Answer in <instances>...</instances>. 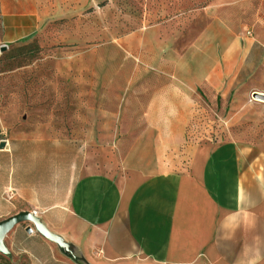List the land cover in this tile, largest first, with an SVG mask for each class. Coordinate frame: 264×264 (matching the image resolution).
Listing matches in <instances>:
<instances>
[{"label":"rangeland","instance_id":"374dc122","mask_svg":"<svg viewBox=\"0 0 264 264\" xmlns=\"http://www.w3.org/2000/svg\"><path fill=\"white\" fill-rule=\"evenodd\" d=\"M253 2L16 0L8 30L0 6V137L73 144L81 165L134 176L182 171L196 147H264V56L224 59Z\"/></svg>","mask_w":264,"mask_h":264},{"label":"crops","instance_id":"0c3cea01","mask_svg":"<svg viewBox=\"0 0 264 264\" xmlns=\"http://www.w3.org/2000/svg\"><path fill=\"white\" fill-rule=\"evenodd\" d=\"M254 1L239 16L250 28L233 36L227 62L264 56V1ZM15 5L0 0L7 30ZM240 83L217 86L231 93ZM22 210L39 215L92 264H264V147H196L182 171L134 176L81 165L73 144L0 137V219ZM27 226L6 236L11 264H74Z\"/></svg>","mask_w":264,"mask_h":264},{"label":"water","instance_id":"95a60500","mask_svg":"<svg viewBox=\"0 0 264 264\" xmlns=\"http://www.w3.org/2000/svg\"><path fill=\"white\" fill-rule=\"evenodd\" d=\"M7 50L6 45L0 46V53ZM254 98L264 101V94L255 92ZM5 143L1 144V148ZM28 224L27 232L35 229L42 237L54 243L58 251L74 264H92L82 250L73 242L67 241L62 235L52 231L43 219L33 211L22 210L16 214L0 219V254L14 261L13 253L6 242V236L19 224Z\"/></svg>","mask_w":264,"mask_h":264}]
</instances>
